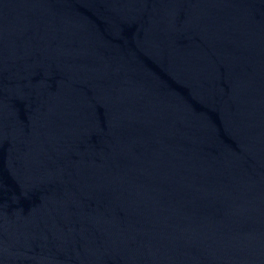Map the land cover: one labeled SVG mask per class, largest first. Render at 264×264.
<instances>
[{"label":"water","instance_id":"water-1","mask_svg":"<svg viewBox=\"0 0 264 264\" xmlns=\"http://www.w3.org/2000/svg\"><path fill=\"white\" fill-rule=\"evenodd\" d=\"M233 45L264 142V0H222Z\"/></svg>","mask_w":264,"mask_h":264}]
</instances>
